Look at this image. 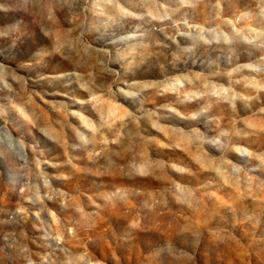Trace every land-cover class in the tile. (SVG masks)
Returning <instances> with one entry per match:
<instances>
[{
  "label": "rangeland",
  "instance_id": "1",
  "mask_svg": "<svg viewBox=\"0 0 264 264\" xmlns=\"http://www.w3.org/2000/svg\"><path fill=\"white\" fill-rule=\"evenodd\" d=\"M0 264H264V0H0Z\"/></svg>",
  "mask_w": 264,
  "mask_h": 264
}]
</instances>
